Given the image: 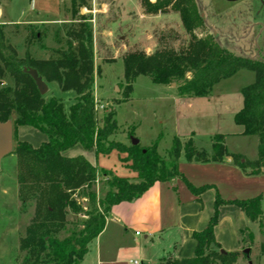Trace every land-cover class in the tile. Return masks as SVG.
I'll use <instances>...</instances> for the list:
<instances>
[{"label": "trees", "instance_id": "1", "mask_svg": "<svg viewBox=\"0 0 264 264\" xmlns=\"http://www.w3.org/2000/svg\"><path fill=\"white\" fill-rule=\"evenodd\" d=\"M145 11L165 13L169 9L179 12L181 23L189 34V41L176 48L170 40H177V33L162 34L159 46L146 54L136 49L123 55L124 79L127 99L133 91V83L140 74L148 75L152 81L164 85L177 83L180 96H208L219 80L235 75L239 69L253 70L255 79L241 89L243 106L233 116L235 124L243 127L245 135H257L258 155L250 160L240 153L229 152L224 133L213 135L211 151L198 148L192 137L182 142L175 135L167 158L158 151L159 140L149 145H127L109 139L115 134L118 123L115 110L97 116L93 84L95 81L92 57V33L89 25H82L70 33L68 46L59 49L54 58H34L27 51L20 57L15 47L4 41L0 27V122L12 121L13 137L17 143L14 151L18 158V181L22 200L36 199V211L21 247L26 250L29 264H80L91 241L106 225L111 207L123 200L140 197L157 180L167 181L181 177L195 195H200L210 184L195 186L178 169L182 154L187 160L223 161L232 157L235 165L247 174L264 172V60L236 54L220 45L213 34L197 37L195 30L205 24L196 0H142ZM75 43V44H74ZM35 69L45 81H57L63 91H74L75 97L64 108L60 97L46 99L38 91L36 83L28 73ZM187 71L192 75L187 76ZM100 72L96 67V74ZM11 77L13 83H3ZM31 125L46 134L47 139L35 147L29 141L17 139L18 126ZM80 143L96 154L106 155L115 150L124 154L121 161L137 173L136 178L118 176L110 169L98 168L81 155L64 156L62 152ZM97 172L112 179L113 190L98 200L101 209L88 211L82 226L69 236L58 238L66 227L67 213L79 212L82 207L72 198L75 190L90 186ZM91 203L96 202L93 190L85 192ZM262 194L251 198L224 199L218 191L214 198V210L201 230L192 232L196 240L194 254L190 257H167L155 264H231L237 251L222 250L214 228L219 221L222 204H235L252 222L264 216Z\"/></svg>", "mask_w": 264, "mask_h": 264}, {"label": "rangeland", "instance_id": "2", "mask_svg": "<svg viewBox=\"0 0 264 264\" xmlns=\"http://www.w3.org/2000/svg\"><path fill=\"white\" fill-rule=\"evenodd\" d=\"M196 1L205 22L195 30L197 37L211 33L221 46L231 52L264 60V0ZM81 24L89 25L92 33L95 68L93 90L97 101V116L102 117L108 110L116 112L118 129L109 139L127 145L133 144L132 138L139 139L140 145H149L159 140L158 151L167 158L175 134L183 133L189 124L197 133L196 145L199 148L210 150V135L224 133L229 152L240 153L250 160L257 157L258 137L240 135L243 127L235 124L232 113L234 95L238 94L242 99L241 89L255 79L253 70L239 69L234 76L221 82L218 87L224 92L222 103H216L214 108L209 107L202 120L194 117L197 110L201 109H192L187 113L190 118L185 124L178 119L180 113L171 96L174 90L178 93L175 82L164 85L152 81L148 75L140 74L133 83V91L124 99L125 85L121 84L124 79V54L136 49L152 54L159 46L158 38L162 34L167 36L170 32L178 35L177 40L168 39L177 49L189 41L190 36L181 23L178 11L169 9L165 13L149 14L145 11L142 0H0V27L4 32V41L15 47L20 57L27 51L36 59L58 56L57 51L67 48L70 33L79 29ZM96 67L100 70L98 74ZM191 75L187 71V76ZM2 81L5 85L13 83L9 76ZM45 82L48 89L44 97H60L64 108L69 111L75 92L61 90L57 81ZM35 136L36 138L31 139L34 145L39 143L40 137ZM17 139L24 141L18 138V134ZM187 139L180 138L183 143ZM13 142L15 146L17 141L14 137ZM13 151L14 149L0 160V264H29L21 241L35 216L36 199L29 198L24 202L21 198L18 158ZM113 154L114 156L107 155V160L116 175H123L120 163L114 166L116 160L120 162L118 156L122 153ZM111 181L108 175L97 172L90 186L75 190L72 198L82 210L75 213L68 210V223L59 231L58 238L69 236L79 229L82 220L89 216L88 211L101 209L98 200L108 190L114 189ZM260 188L262 189L252 196L239 198L262 194L264 211V187ZM90 190L96 193L95 203L84 196ZM219 195L222 197V194ZM227 223L231 224L230 216L223 228L227 227ZM229 227L231 230L233 226ZM244 234L247 235L244 248H249L250 251L246 253L244 249L239 250L237 258L231 264H264V216L254 224L250 222Z\"/></svg>", "mask_w": 264, "mask_h": 264}, {"label": "crops", "instance_id": "3", "mask_svg": "<svg viewBox=\"0 0 264 264\" xmlns=\"http://www.w3.org/2000/svg\"><path fill=\"white\" fill-rule=\"evenodd\" d=\"M225 79L219 80L208 96H180L174 90L171 96L173 104L180 113L178 119L181 123H187L190 118L187 113L194 108L201 109L197 110L196 116H193L202 120L209 107L214 108L217 106L216 103H222L224 92L218 86ZM233 99L235 104L232 113L235 114L242 108L243 99L238 94L234 95ZM192 127L188 124L183 133L175 135L182 139L192 137L196 144L197 133ZM35 130L40 132L31 125H20L18 138L31 142V139L36 138L35 135H39L38 144L34 145L31 142L37 147L47 137L41 134L42 131L37 133ZM215 134L210 135L212 144ZM240 135L252 136L242 132ZM212 144L207 151H211ZM114 152L117 151L113 150L106 155L96 154L94 148L86 150L82 144L77 143L64 150L62 154L68 157L81 154L94 166L113 171L107 155L114 156ZM120 155L119 159L124 156V154ZM118 158L116 156V159ZM119 163L123 169V175L120 176L137 177V173L126 166L127 162L116 160L114 166ZM178 169L193 185L210 184L213 187L206 189L200 195H195L181 177H173L167 181H155L148 190L134 200H123L113 205L107 214L104 229L91 241L80 264H133L134 260L142 264H155L167 257H190L194 254L196 245L192 232L206 227L214 209V196L217 191L224 199L232 200L252 196L262 189L260 187H264V172L247 174L243 168L233 163L230 155L220 162H200L187 160L182 154L178 161ZM228 215L231 224L227 223V227L223 228L224 223L229 219ZM250 222L255 223L246 217L239 206L231 203L222 204L219 221L214 228V235L222 250L237 252L243 250L247 239L244 231ZM230 225L233 226L231 230Z\"/></svg>", "mask_w": 264, "mask_h": 264}, {"label": "water", "instance_id": "4", "mask_svg": "<svg viewBox=\"0 0 264 264\" xmlns=\"http://www.w3.org/2000/svg\"><path fill=\"white\" fill-rule=\"evenodd\" d=\"M233 1V0H230ZM203 17V13H201ZM204 18V17H203ZM30 76L33 77L36 86L38 88V91L42 94H45L48 86L45 80L41 75L37 73V71L33 68L27 70ZM174 84V82H172ZM13 127L12 121L7 120L6 122H0V160L3 159V157L7 156L9 153L12 152L14 148V142H13ZM132 143L134 145L139 143V139L132 138ZM223 252V250H221ZM244 251L246 253H249V248H244Z\"/></svg>", "mask_w": 264, "mask_h": 264}, {"label": "built area", "instance_id": "5", "mask_svg": "<svg viewBox=\"0 0 264 264\" xmlns=\"http://www.w3.org/2000/svg\"><path fill=\"white\" fill-rule=\"evenodd\" d=\"M133 264H142V263H140L138 260H134Z\"/></svg>", "mask_w": 264, "mask_h": 264}]
</instances>
